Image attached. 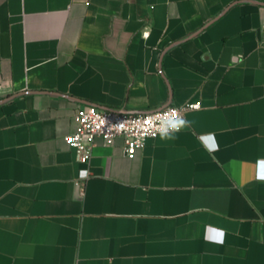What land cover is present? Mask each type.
I'll return each instance as SVG.
<instances>
[{
    "label": "crops",
    "instance_id": "obj_1",
    "mask_svg": "<svg viewBox=\"0 0 264 264\" xmlns=\"http://www.w3.org/2000/svg\"><path fill=\"white\" fill-rule=\"evenodd\" d=\"M195 103L134 158L65 140ZM0 264H264V0H0Z\"/></svg>",
    "mask_w": 264,
    "mask_h": 264
},
{
    "label": "built area",
    "instance_id": "obj_2",
    "mask_svg": "<svg viewBox=\"0 0 264 264\" xmlns=\"http://www.w3.org/2000/svg\"><path fill=\"white\" fill-rule=\"evenodd\" d=\"M200 108L199 103L186 104L146 114H126L108 112L95 106L81 109L76 114L77 131L65 138L66 142L75 149L80 162L89 164L95 147V139L103 138L112 142L116 138L124 139V154L134 158L138 149L142 148L147 139H155L160 135L164 122L176 118L185 119L186 113ZM88 172L83 174L86 178Z\"/></svg>",
    "mask_w": 264,
    "mask_h": 264
},
{
    "label": "clouds",
    "instance_id": "obj_3",
    "mask_svg": "<svg viewBox=\"0 0 264 264\" xmlns=\"http://www.w3.org/2000/svg\"><path fill=\"white\" fill-rule=\"evenodd\" d=\"M192 121L184 119L182 117L176 116L174 119H170L167 122H164L160 128V137L161 139H175L176 134L181 130L190 127Z\"/></svg>",
    "mask_w": 264,
    "mask_h": 264
}]
</instances>
